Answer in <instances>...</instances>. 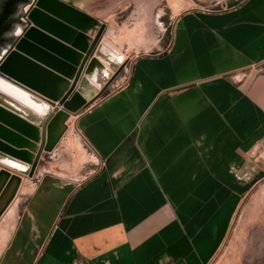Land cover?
Wrapping results in <instances>:
<instances>
[{
    "label": "crops",
    "instance_id": "obj_1",
    "mask_svg": "<svg viewBox=\"0 0 264 264\" xmlns=\"http://www.w3.org/2000/svg\"><path fill=\"white\" fill-rule=\"evenodd\" d=\"M77 128L99 170L44 176L0 264H211L264 179V0L182 14Z\"/></svg>",
    "mask_w": 264,
    "mask_h": 264
},
{
    "label": "rangeland",
    "instance_id": "obj_2",
    "mask_svg": "<svg viewBox=\"0 0 264 264\" xmlns=\"http://www.w3.org/2000/svg\"><path fill=\"white\" fill-rule=\"evenodd\" d=\"M35 1L32 0L31 4L25 6L22 22L29 23L27 20L31 9L29 7L31 5L33 7ZM69 1L70 4H75L82 10L85 9L82 0ZM112 1H94L91 9L92 12L94 11L96 23L87 31L86 37L91 45L102 32L97 46L99 47L104 39L109 41L122 53L123 60L119 68L114 71V78L104 92L100 96L97 95L88 100L82 107L83 112L123 85L129 77L131 67L136 59L143 55L164 53L170 43L174 25L182 14L193 10H223L243 0H121L119 4L109 6ZM149 5L153 8L151 15L147 18L144 15L147 10H144L147 9V6L150 7ZM146 18L147 21H145ZM30 25L29 23L28 27ZM22 31L21 28H18L15 31V36L21 37ZM13 47L10 50H2L0 58L4 57L5 53L11 51ZM105 55L111 57L110 60L114 63L120 61V56L109 50ZM94 58H96V49L85 63L80 73L78 85L85 76L90 61ZM95 61L97 63L88 72L87 78L89 79L86 78L83 84V89L88 95H92L100 85L106 83L112 73L111 67L107 66L108 63L102 65L98 59ZM81 65H83V60ZM75 79L76 77L70 80L68 90ZM46 102L51 104V110L44 116V120L38 127L39 141L33 151V162L29 164V171L22 173L6 169L12 176L17 175L20 178V184L12 202L0 217V255L16 226L17 219L22 215L31 192L44 176L53 175L62 180L80 184L92 177L101 166L95 153H92L84 144V138L77 128V118L81 112H70L59 102L53 103L49 100ZM56 108H58V112L63 111L68 116L58 121L61 126V136L55 147L51 151H47L48 126L54 116L57 115V112L53 113ZM52 114L53 118H51ZM257 156L259 162L264 165V150ZM38 157V162L34 168ZM211 264H264V179L244 198L234 218L230 233Z\"/></svg>",
    "mask_w": 264,
    "mask_h": 264
},
{
    "label": "bare ground",
    "instance_id": "obj_3",
    "mask_svg": "<svg viewBox=\"0 0 264 264\" xmlns=\"http://www.w3.org/2000/svg\"><path fill=\"white\" fill-rule=\"evenodd\" d=\"M94 1L97 0H82L85 9L74 11L58 0H39L35 6L43 16L37 18L39 24L31 32L32 42L20 46L23 53L18 51V57L25 56L24 54L35 56L40 60V67L56 77L49 89L53 95L57 96L62 92L80 59L81 50L85 48L83 30L90 24L91 18H96L91 9ZM120 1L113 0L109 6L117 5ZM152 8L153 6L144 8V11L147 10L144 13L147 18L151 15ZM50 108L43 99L0 76V120L5 118L14 128L8 130L0 125V164L17 172H24L29 167L32 149L38 138L37 124Z\"/></svg>",
    "mask_w": 264,
    "mask_h": 264
},
{
    "label": "water",
    "instance_id": "obj_4",
    "mask_svg": "<svg viewBox=\"0 0 264 264\" xmlns=\"http://www.w3.org/2000/svg\"><path fill=\"white\" fill-rule=\"evenodd\" d=\"M38 1L39 0L35 1V5L38 3ZM58 1L60 3H63L70 10L71 9L73 11L75 9L82 10L81 8H78V6H76L75 4H70L69 0H58ZM31 2L32 0H30L28 4H31ZM28 4H25L19 7L17 13L14 16L16 23L14 24L13 30L9 34L6 35L8 39L10 40V42L7 45L1 47L0 51L2 52V50H10L15 45L11 51L7 52L6 55L4 57H1L0 59V76L18 85L19 87L29 91L32 95L39 97L40 99L45 98L53 103L59 102L60 105H64V108L70 112L80 111L82 113L83 112L82 107L86 104V102L88 100H91L97 95L100 96L104 92V90L107 88V86L110 84V82L113 80L114 71H116L122 63V60H123L122 53L118 49H116L109 41L105 39L101 42L99 47L97 46L102 32H100L97 39L91 45L89 44L88 38L86 37V33L96 23V19L91 18L89 20L90 24L86 27L85 30H83L84 31L83 34L85 36V48L81 50L80 59L74 68V72L72 76L68 78V81L66 85L63 87L62 92H60V94L57 96L53 95L52 92L51 93L49 92V89L51 88V84L52 82L55 81L56 77H53L52 73L50 72L47 73L45 70H43L40 67L41 66L40 60L36 58L35 56L32 57L33 55L31 56L28 54H24L25 56L18 57L19 56L18 51L23 53V50H21L20 46L22 44L28 45V43L32 42L31 32L33 31L35 26L39 24L37 23V18L40 15L43 16L42 14L39 13L35 5L33 7L31 5L29 7V9L30 8L31 9L30 10L28 9L29 13L27 16V20L31 25L28 27L29 23L22 22V17L25 15L24 8ZM18 28H21L23 30L21 37L15 36V31ZM95 49H96V58L90 61L88 68L86 70L85 76L81 79L78 85L80 73L82 72V69L85 63L88 61V59L90 58L92 53L95 51ZM107 50L120 56V61L118 63H114L113 61H111L110 58L107 57V55H105ZM96 59H98V61L104 65L108 63L107 66L111 67L112 73H111L109 80H107L106 83H103L102 85H100V87L97 89V91H95V93H93L92 95H88L85 93V90L83 89V84L86 78L88 77V72L90 68L95 63H97V61H95ZM82 60H83V65L80 66ZM79 66H80V70L78 72ZM40 76H42V79L40 78ZM74 77H76V79L74 83L71 85L70 89L68 90L70 86V80H72ZM77 85H78V88H77ZM76 88H77L76 92L72 95V93L74 92ZM71 95L72 97L68 100V98ZM48 104L51 106L50 103ZM50 110L51 108L47 111L46 114H48ZM56 112H57V115L54 116V119L48 126V145L46 147L47 151H51L55 147V145L57 144L61 136V126L58 123V121L68 116V114H66L63 111L58 112V108H56L53 113H56ZM46 114L44 116H46ZM43 118L37 124V131H38V127L44 120ZM51 118H53V114L51 115ZM38 141H39V135L35 142V147L32 149V153L36 149V143ZM38 159L39 157L35 161L34 168L38 162ZM32 162H33V156L28 163L32 164ZM29 169H30V166L24 172L22 171V173L29 171ZM19 184H20V178L17 175L12 176L11 173L6 169L0 170V217L5 212V210L8 208L13 198L15 197Z\"/></svg>",
    "mask_w": 264,
    "mask_h": 264
},
{
    "label": "trees",
    "instance_id": "obj_5",
    "mask_svg": "<svg viewBox=\"0 0 264 264\" xmlns=\"http://www.w3.org/2000/svg\"><path fill=\"white\" fill-rule=\"evenodd\" d=\"M30 0H0V50L10 40L6 36L16 23L14 16L20 6L28 4ZM1 52V51H0Z\"/></svg>",
    "mask_w": 264,
    "mask_h": 264
},
{
    "label": "built area",
    "instance_id": "obj_6",
    "mask_svg": "<svg viewBox=\"0 0 264 264\" xmlns=\"http://www.w3.org/2000/svg\"><path fill=\"white\" fill-rule=\"evenodd\" d=\"M81 134V133H80ZM82 135V134H81ZM84 138V137H83ZM84 144L86 145V147L92 151V153H94V150L92 148V146L89 144V142L84 138Z\"/></svg>",
    "mask_w": 264,
    "mask_h": 264
}]
</instances>
